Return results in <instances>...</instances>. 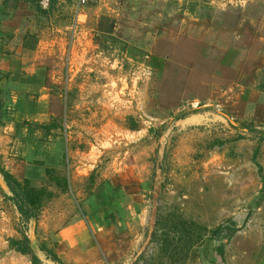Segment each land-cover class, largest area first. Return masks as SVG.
Instances as JSON below:
<instances>
[{
	"label": "rangeland",
	"instance_id": "obj_1",
	"mask_svg": "<svg viewBox=\"0 0 264 264\" xmlns=\"http://www.w3.org/2000/svg\"><path fill=\"white\" fill-rule=\"evenodd\" d=\"M39 12L54 115L0 141V171L44 192L25 223L0 186V264H31L9 240L33 221L42 264H264V0ZM77 221L88 240L59 243Z\"/></svg>",
	"mask_w": 264,
	"mask_h": 264
},
{
	"label": "crops",
	"instance_id": "obj_2",
	"mask_svg": "<svg viewBox=\"0 0 264 264\" xmlns=\"http://www.w3.org/2000/svg\"><path fill=\"white\" fill-rule=\"evenodd\" d=\"M41 14L35 1L0 0V99L3 102L0 141L9 143V147L13 146L10 135L17 125L30 123V128L24 127L30 131L38 129L37 125L47 128L54 115L55 102L45 84L42 65L55 48V34L44 29ZM61 40L60 34L59 50L64 47ZM43 53L44 62L41 61ZM102 199L107 202L101 194L88 200L89 209H93L89 212L91 216L99 211ZM94 204L96 210L92 207ZM81 222L60 229L59 243L72 246L87 241L89 236L82 232ZM83 222L86 224L87 218ZM76 226L79 233L73 230Z\"/></svg>",
	"mask_w": 264,
	"mask_h": 264
},
{
	"label": "trees",
	"instance_id": "obj_3",
	"mask_svg": "<svg viewBox=\"0 0 264 264\" xmlns=\"http://www.w3.org/2000/svg\"><path fill=\"white\" fill-rule=\"evenodd\" d=\"M56 3V2H52ZM51 6V5H50ZM39 7V6H38ZM3 102L0 99V116L2 115ZM19 125H17L18 127ZM39 128H45L44 125H37ZM3 177L12 193L10 199L13 201L20 219L29 223L32 218H37V209L41 205L43 197V189H37L34 185L30 184L29 180L23 179L22 182L14 178L9 172L2 170ZM9 246L14 251L26 255L31 264H42L41 259L35 255L30 248L29 239L26 235H22L20 239L10 238ZM39 249L45 254L46 258L60 263V258L51 249L46 246H40Z\"/></svg>",
	"mask_w": 264,
	"mask_h": 264
},
{
	"label": "built area",
	"instance_id": "obj_4",
	"mask_svg": "<svg viewBox=\"0 0 264 264\" xmlns=\"http://www.w3.org/2000/svg\"><path fill=\"white\" fill-rule=\"evenodd\" d=\"M96 0H36L38 6L43 9L47 10L52 2L56 3H66V2H71L73 8L77 11V14H79V11L91 4H93Z\"/></svg>",
	"mask_w": 264,
	"mask_h": 264
},
{
	"label": "water",
	"instance_id": "obj_5",
	"mask_svg": "<svg viewBox=\"0 0 264 264\" xmlns=\"http://www.w3.org/2000/svg\"><path fill=\"white\" fill-rule=\"evenodd\" d=\"M0 186L4 190H9L10 191V189H9V187H8V185H7V183H6L5 179H4L3 174H2L1 171H0ZM32 226L33 227L30 230V238H28L29 239V245H30V240H32L34 238V236H35V230H34L35 222L34 221L32 222ZM30 248L33 250L35 255L39 256V253H38V251L36 249H33L31 246H30Z\"/></svg>",
	"mask_w": 264,
	"mask_h": 264
}]
</instances>
